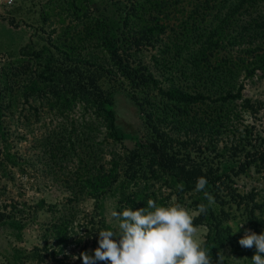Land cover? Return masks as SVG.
<instances>
[{
	"label": "trees",
	"instance_id": "1",
	"mask_svg": "<svg viewBox=\"0 0 264 264\" xmlns=\"http://www.w3.org/2000/svg\"><path fill=\"white\" fill-rule=\"evenodd\" d=\"M204 1L211 4L205 5L211 9L210 16L206 19L201 14L206 25L196 34L192 44L197 47L190 50L188 65L181 70L191 80L190 86L173 77L163 85L147 66L133 65L131 59L132 47L137 51L147 42L153 45L166 32L162 18L169 0H133L114 21L99 18L86 25L78 44L89 39L98 51L83 52L74 41H53L26 51L36 64L14 68L13 75H24L21 82L13 87L5 82L0 88V167L18 164L5 124L14 102L4 97L14 91L33 111L45 107L65 120L42 142L52 157L74 160L65 181L68 202L88 197L99 210L111 199L116 211L146 208L149 199L170 206L171 197L188 200L187 206L195 210L204 204L207 211L198 212L193 225L207 227L203 247L212 264H229L226 247L243 264H253L256 249L239 245L242 231L234 233L232 221L237 210L243 209V222L254 233H264L263 204L252 190H241L235 177L251 167L264 168V138L260 133L254 137L252 126L240 128L236 122L244 112L255 114L260 108L243 97V79L257 72L264 76V0ZM71 5L79 8L73 1ZM226 44L243 46L232 53ZM174 46L179 53L180 46ZM222 49L227 51L219 55ZM166 50L167 44L162 52ZM117 93L126 95L136 107L138 130L126 131L119 122L114 109ZM76 107L79 121L67 123ZM199 177H205L207 185L197 192ZM204 192L214 198L210 206ZM16 207V203L10 205L12 214ZM50 210L56 212L57 205ZM8 212L0 211V222L21 230L22 219ZM96 215L91 214L85 224H97L98 231L114 228L99 214L95 220ZM71 223L70 212H61L52 224L51 236L59 252L68 246Z\"/></svg>",
	"mask_w": 264,
	"mask_h": 264
},
{
	"label": "rangeland",
	"instance_id": "2",
	"mask_svg": "<svg viewBox=\"0 0 264 264\" xmlns=\"http://www.w3.org/2000/svg\"><path fill=\"white\" fill-rule=\"evenodd\" d=\"M72 1L79 8L72 6ZM132 1L17 0L12 7H5L0 3V88L6 85L5 82L12 87L13 84L17 86V82H21L24 75H13L14 68L27 63L36 64L34 57L27 55L26 51L39 49L53 41L58 44L74 41L83 52L98 51L89 39L78 44L77 39L79 36L82 37L84 27L93 25L99 18L114 21L120 13L128 10ZM169 1L168 11L162 18L167 25L166 32L153 45L147 42L148 44L137 51L132 47L131 59L133 65L140 62L141 65L147 66L163 85H167L169 77H173L176 82L190 86L191 80L187 79L181 70L188 65L190 52L197 47V44H192L196 34L206 25L205 21L201 20V14L204 13L206 19L210 16L211 9H206L205 5L211 4L204 3V0ZM185 22H188L187 26ZM165 44L169 50L162 52ZM174 45L180 46L179 53H176ZM242 46L243 44L235 46L226 44L225 49L235 53L236 49ZM225 49L220 50L219 55H223L227 51ZM243 83V97L260 104V108L255 114L244 112L236 124L240 128L248 124L252 126L254 137L255 133H260L264 138V76L257 72L253 78L243 79ZM150 92L155 94V90ZM10 93L4 97L5 101L11 97L14 102L10 114L5 117V124L10 131L7 142L16 152L18 164L7 166L6 169L0 167V211H9L10 215L22 219L24 224L21 230H18L0 222V264H83L79 258L80 254L84 252L94 255V250L99 246L96 240L99 232L97 224L92 225L89 222L86 225L85 222L89 221L91 214H97L95 220L99 214L106 221V213L116 210L113 200L106 199L99 210H95L94 201L88 197L67 201L70 192L65 186V181L70 168L74 166L72 162L74 160L62 159L61 155L52 157L42 142L44 136L52 129H57L65 120L45 107L33 111L17 92ZM30 102L37 104L34 99ZM114 109L126 131L133 132L139 129L136 107L126 95L116 94ZM79 114L80 110L76 107L66 120L67 123L70 119L79 121ZM116 148H119V145ZM235 179L241 190H252L255 199L263 204L264 218V168L258 171L251 167L247 173L240 174ZM5 203L7 208L4 206ZM15 203L17 207L12 214L10 205ZM188 203V200L183 202L176 200L175 197L170 198L171 205L178 204L188 210L193 217L196 216L198 210L187 206ZM53 204L57 205L56 212L50 210ZM232 210L234 211L233 208ZM61 212L65 214L70 212L72 223L68 228L70 230L68 246L59 252V246L51 236V227ZM243 212H245L243 209L237 210V218L232 221L234 233L242 231V237L247 231L253 232L243 222L241 215ZM241 224L243 226L239 229ZM194 226L198 229V236L204 240L206 225L200 223ZM53 250L56 254L51 253ZM225 254L229 264L244 263L243 259L233 254L228 247L225 248ZM103 263L104 261L96 262Z\"/></svg>",
	"mask_w": 264,
	"mask_h": 264
},
{
	"label": "clouds",
	"instance_id": "3",
	"mask_svg": "<svg viewBox=\"0 0 264 264\" xmlns=\"http://www.w3.org/2000/svg\"><path fill=\"white\" fill-rule=\"evenodd\" d=\"M206 185L207 179L199 177L195 190L203 191ZM204 196L209 206L214 203L208 192ZM207 207L199 205L198 212L205 213ZM106 223L114 228L98 232L99 246L94 255L80 254L83 264H212L193 225V215L178 204L161 206L149 199L146 208L107 212ZM238 243L244 248L255 247L253 264H264V233L247 231Z\"/></svg>",
	"mask_w": 264,
	"mask_h": 264
},
{
	"label": "built area",
	"instance_id": "4",
	"mask_svg": "<svg viewBox=\"0 0 264 264\" xmlns=\"http://www.w3.org/2000/svg\"><path fill=\"white\" fill-rule=\"evenodd\" d=\"M16 2L17 0H11V3H9V0H0V3H3L5 7H12Z\"/></svg>",
	"mask_w": 264,
	"mask_h": 264
}]
</instances>
